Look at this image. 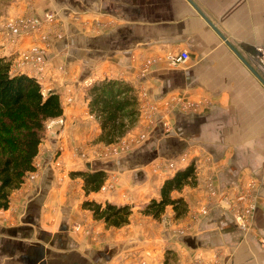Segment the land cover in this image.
<instances>
[{
	"label": "crops",
	"instance_id": "crops-1",
	"mask_svg": "<svg viewBox=\"0 0 264 264\" xmlns=\"http://www.w3.org/2000/svg\"><path fill=\"white\" fill-rule=\"evenodd\" d=\"M13 6L15 15H55L42 31L46 42L24 38L9 47L0 40V56L12 61L33 41L45 47L48 68L40 84L58 93L65 122L45 133L36 170L11 192L7 209L0 208V264H163L167 250L166 264H264V85L250 70L260 74L255 47L264 45V0H34L30 10L23 2ZM181 50L188 60L167 65L166 54ZM104 78L144 91L168 117L146 130L136 112L122 136L144 131L141 143L121 157L81 165L74 146L105 144L87 106L85 80ZM170 94L183 97V110L157 104ZM59 149L60 171L53 164ZM180 157L196 167L195 184L172 192L182 197L184 212L175 216L167 206L159 219L143 215L141 205L158 198L162 181L173 174L163 173L164 165ZM85 170L105 172L98 191L85 194L81 177L71 175ZM110 180L112 188L104 189ZM256 183L257 207L241 229L234 213L255 200L248 194ZM84 200L129 203V222L107 227L81 207Z\"/></svg>",
	"mask_w": 264,
	"mask_h": 264
},
{
	"label": "trees",
	"instance_id": "trees-1",
	"mask_svg": "<svg viewBox=\"0 0 264 264\" xmlns=\"http://www.w3.org/2000/svg\"><path fill=\"white\" fill-rule=\"evenodd\" d=\"M88 109L99 120L100 139L113 143L122 136L138 112L136 93L132 86L121 80L104 78L94 81L86 89ZM63 107L58 93L44 92L32 76L11 71V60L0 56V208L7 209L11 192L19 188L28 174L36 170L35 157L45 136V123L62 115ZM80 176L85 194L98 191L105 179L102 170L71 172ZM196 182V167L190 161L166 177L159 189L158 198H151L141 205L143 215L159 219L170 206L175 216L184 212L182 197H172L186 185ZM83 209L101 220L107 227H120L129 222L132 205L84 200ZM166 264L169 251H166Z\"/></svg>",
	"mask_w": 264,
	"mask_h": 264
},
{
	"label": "built area",
	"instance_id": "built-area-1",
	"mask_svg": "<svg viewBox=\"0 0 264 264\" xmlns=\"http://www.w3.org/2000/svg\"><path fill=\"white\" fill-rule=\"evenodd\" d=\"M23 3H26V8L30 10V2L32 3L34 0H19ZM55 20V15L51 11H45L40 16L34 15V13L30 11H26L23 14L16 15L15 17H11L6 19L0 26V34H1V43L4 46H17L20 41L24 38L35 39L38 38L39 41L46 42L49 39V35L45 32H42L46 26H53ZM58 34V33H57ZM60 36V34L56 35V37ZM189 54L186 50H181L180 52H168L166 54V59L170 65H176L184 63L188 60ZM149 63H145L141 70V75H143L147 69ZM255 64L258 72L264 79V45L255 47ZM48 60L45 56V47H42L33 41L29 47L24 50H20L17 52L15 59L11 61V71L14 73H25L29 76L34 77L39 83L44 80V73L48 68ZM87 86L91 84V80H85ZM136 98H138V115L141 119L145 121L146 130L150 129L156 121L163 122L164 114L159 115L157 108L154 104H151L147 101V94L144 91L139 90L137 92ZM185 104L184 102L180 104L181 109ZM172 105V104H171ZM170 107V104H167ZM187 106H191L190 103H187ZM63 118L61 116L48 120L45 123V130L51 129L54 125H62ZM165 126V125H164ZM146 132L142 131L135 135L132 139H127L125 136H120L116 138V141L109 144H104L106 146L116 144L118 149L114 150L115 157L118 156L117 151L124 153L129 151L133 145L141 143L145 139ZM120 154V153H119ZM183 160V157L178 158L177 160L169 161L166 163L167 166L172 167L170 173H173L180 167H183V164H179ZM178 165V166H177ZM36 167V165H35ZM155 168V167H154ZM157 168V167H156ZM155 168V169H156ZM33 173V172H32ZM32 173L30 176H32ZM169 174V173H168ZM167 174V175H168ZM113 182H108L103 188L111 189L113 186ZM235 220L237 221L238 226L241 229H246L247 222L242 219V215L240 211L237 210L234 213ZM179 233H182L179 231Z\"/></svg>",
	"mask_w": 264,
	"mask_h": 264
},
{
	"label": "rangeland",
	"instance_id": "rangeland-1",
	"mask_svg": "<svg viewBox=\"0 0 264 264\" xmlns=\"http://www.w3.org/2000/svg\"><path fill=\"white\" fill-rule=\"evenodd\" d=\"M14 2L15 3L19 2L20 3L22 1H19V0H0V26L6 19H9L11 17H15L16 15H20V14H16V15L14 14L15 13L14 12L15 8L13 6V5H15ZM24 4L26 6V3H24ZM30 4H31L30 8L31 7L33 8L34 1L32 3L30 2ZM13 9H14V11L12 12L11 10H13ZM9 15H11V16H9ZM166 62H167V65L170 66L168 61H166ZM145 63H149L150 64V63H152V60L151 61H146ZM140 70H143V69L141 68ZM140 73H141V71H140ZM43 91L45 92L44 89H43ZM178 96L179 95H174L173 96V95L170 94L169 96H166L165 99L159 100L157 102V104H166V106H167V104H182L183 103V97L182 96L178 97ZM168 108H170V107L168 106ZM164 112L167 113L166 111H163V113H161V114H164ZM158 114H159V112H158ZM137 116H139L138 113H137ZM167 117H168V114L165 116L164 120H167ZM134 119L135 118L133 117L132 120L131 119H127V121H131L132 122ZM64 122L65 121L63 119V124L62 125H64ZM130 124H129V126H130ZM62 125H60V127H62ZM57 129H59V125H54L48 131L45 130V133L51 135ZM138 133L139 132L130 131V134L126 135L125 138L132 139ZM115 149H118V146L116 144H112V145L106 146V145H104L102 143H95L94 141H89V142H86L83 145H76V146L73 147V150L76 153L75 157L78 158V160H80L78 162L81 165H83V163L86 162V161L87 162H91L92 160H97L99 162L109 161L112 158H115V154H114V150ZM61 151L59 149L58 153L54 154V158H53V164L57 168L58 171L62 170V167H63L62 163H61V161L59 159ZM126 153H128V151H126L124 153H121V152L117 151L116 154H118V156L121 157V156H123ZM187 160L188 159L183 158V160L180 163H178V165L179 164H183V163L185 164ZM164 166H166V167L163 170L164 172L162 171L163 173L167 174V173H169L172 170V167H169L167 165H164ZM110 182H113V180H110ZM262 183L264 184V180L262 181ZM253 187L255 188V190H249V194L248 195L250 196L251 200H254V199L255 200L254 201H248L250 204L245 207V210H243L244 208H242V206H238L237 207V210H239L240 214L242 215V219L246 220V222L248 223V226L246 228L249 227V217L252 215V210L255 209V207H257L258 184L256 183V185H254ZM239 197L243 198V194L239 195Z\"/></svg>",
	"mask_w": 264,
	"mask_h": 264
},
{
	"label": "water",
	"instance_id": "water-1",
	"mask_svg": "<svg viewBox=\"0 0 264 264\" xmlns=\"http://www.w3.org/2000/svg\"><path fill=\"white\" fill-rule=\"evenodd\" d=\"M207 22H208V24L213 28V30L219 35V37L220 38H222L223 40H225V38H224V36L219 32V30L218 29H216L215 28V26L209 21V20H207ZM227 43V45H229V43L228 42H226ZM230 46V45H229ZM231 48H232V46H230ZM233 49V51L239 56V57H241L239 54H238V52H236V50H234V48H232ZM250 70L252 71V73L263 83V85H264V79H263V77L260 75V74H258L254 69H252L251 67H250ZM86 166L87 167H89V164H86Z\"/></svg>",
	"mask_w": 264,
	"mask_h": 264
}]
</instances>
